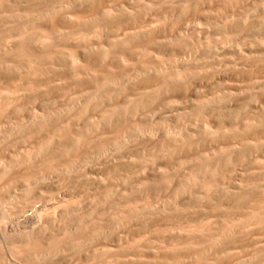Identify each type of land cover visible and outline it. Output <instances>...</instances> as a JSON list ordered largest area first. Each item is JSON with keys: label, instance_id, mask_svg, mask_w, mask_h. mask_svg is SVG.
I'll return each instance as SVG.
<instances>
[{"label": "rangeland", "instance_id": "374dc122", "mask_svg": "<svg viewBox=\"0 0 264 264\" xmlns=\"http://www.w3.org/2000/svg\"><path fill=\"white\" fill-rule=\"evenodd\" d=\"M203 263L264 264V0H0V264Z\"/></svg>", "mask_w": 264, "mask_h": 264}, {"label": "bare ground", "instance_id": "6f19581e", "mask_svg": "<svg viewBox=\"0 0 264 264\" xmlns=\"http://www.w3.org/2000/svg\"><path fill=\"white\" fill-rule=\"evenodd\" d=\"M203 2H204V1H203ZM206 2H207V1H206ZM200 4H201V3H200ZM199 7H200V6H199ZM50 31H51V30H50ZM107 31H108V30H107ZM52 32H56V31H52ZM103 32H104V31H103ZM43 33H44V32H43ZM108 33H109V32H108ZM108 33H107V34H108ZM44 34H46V31H45ZM48 34H49V33H48ZM48 34H47V36H48ZM42 35H43V34H42ZM49 36H50V35H49ZM51 36H52V34H51ZM51 36H50V37H51ZM107 37H108V36H107ZM45 38H46V37H45ZM48 38H49V37H48ZM165 38H166V37H165ZM80 41H81V40H80ZM81 42H82V41H81ZM40 43H41V42H40ZM40 43H39V44H40ZM38 46H39V45H38ZM41 46H43V44H42ZM51 59H53V58H51ZM70 59H72V58H70ZM70 59H69V60H70ZM53 60H54V59H53ZM56 60H57V59H56ZM57 61H58V60H57ZM71 61H72V60H71ZM105 61H106V60H105ZM50 62H51V61H50ZM56 63H57V62H56ZM64 63H65V62H64ZM53 64H54V63H53ZM60 64H61V63H60ZM74 64H75V62L73 63V65H74ZM71 65H72V63H71ZM71 65H70V66H71ZM55 68H56V67H55ZM64 68H65V67H64ZM64 68H63V69H64ZM56 69H60V68H56ZM63 69H62V71H63ZM68 69H69V68H68ZM75 69H76V68H75ZM69 70H70V69H69ZM72 70H73V69H72ZM73 71H74V70H73ZM14 72H15V71H14ZM71 72H72V71H71ZM74 72H75V71H74ZM10 73H11V72H10ZM69 73H70V72H69ZM75 73H76V72H75ZM15 74H16V72H15ZM72 74L74 75V73H72ZM76 74H77V73H76ZM13 75H14V74H13ZM41 76H42V75H41ZM40 78H41V77H40ZM35 79H36V78H35ZM38 79H39V78H38ZM67 81H68V80H67ZM48 127H49V126H48ZM202 153L204 154V152H202ZM203 160H204V158H203ZM244 193H245V192H244ZM247 194H248V193H247ZM248 195H250V194H248ZM244 197H246V196H244ZM239 199H240V198H239ZM241 199L243 200L242 197H241ZM225 200H226V199H225ZM251 200H252V199H251ZM255 200H256V199H255ZM255 200H254V201H255ZM227 201H228V200H227ZM246 201H247V200H246ZM233 202H234V201H233ZM237 202H238V201H237ZM237 202H236V203H237ZM244 202H245V201H244ZM251 202H252V201H251ZM234 203H235V202H234ZM234 203H232V204H234ZM236 203H235V204H236ZM239 203H241V201H239ZM241 204H242V203H241ZM248 204H249V203H248ZM250 204H251V203H250ZM244 205H245V204H244ZM252 205H255V204H251V206H252ZM239 206H240V205H239ZM249 206H250V205H249ZM249 206H248V208H249ZM255 206H256V205H255ZM255 206H253V207L255 208ZM234 207H235V206H234ZM236 207H237V206H236ZM242 207H245V206H242ZM240 208H241V207H240ZM248 208H247V209H248ZM231 209H232V208H231ZM235 209H236V208H235ZM238 209H239V208H238ZM243 209H244V208H243ZM256 209H257V208H256ZM245 210H246V209H245ZM248 210H249V209H248ZM238 211H239V210H238ZM214 251H215V250H214ZM216 251H217V249H216ZM216 251H215V252H216ZM176 252H177V251H176ZM176 252H174V253H176ZM195 253H197V252H195ZM213 253H214V252H213ZM176 254H177V253H176ZM176 254H175V257H177V256L180 254V252H179V254H178L177 256H176ZM181 254H183V253H181ZM187 254H188V252H187ZM189 254H190V253H189ZM203 254H204V253H203ZM205 254H206V253H205ZM196 255H197V254H196ZM202 256H203V255H202ZM205 256H206V255H205ZM175 257H174V258H175ZM178 257H179V256H178ZM183 257H184V256H183ZM186 257H187V256H186ZM198 257H199V255H198ZM203 258H204V257H203ZM203 258H202V259H203ZM230 259H231V258H230ZM224 260H225V259H224ZM202 261H203V260H202ZM205 261H206V260H205ZM217 261H219V260H217ZM212 262H213V261H212ZM212 262H211V263H212ZM221 262H222V261H221ZM200 263H201V262H200ZM206 263H208V262H206ZM215 263H216V262H215ZM215 263H214V264H215ZM203 264H204V263H203ZM219 264H220V263H219Z\"/></svg>", "mask_w": 264, "mask_h": 264}]
</instances>
